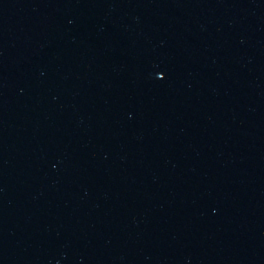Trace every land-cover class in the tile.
Wrapping results in <instances>:
<instances>
[{
  "label": "water",
  "instance_id": "95a60500",
  "mask_svg": "<svg viewBox=\"0 0 264 264\" xmlns=\"http://www.w3.org/2000/svg\"><path fill=\"white\" fill-rule=\"evenodd\" d=\"M0 264H264V146L201 0H0Z\"/></svg>",
  "mask_w": 264,
  "mask_h": 264
}]
</instances>
